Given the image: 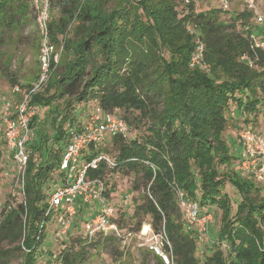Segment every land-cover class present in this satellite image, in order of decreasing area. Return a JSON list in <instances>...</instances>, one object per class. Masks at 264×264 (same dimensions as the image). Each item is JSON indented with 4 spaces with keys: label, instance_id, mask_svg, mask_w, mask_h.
<instances>
[{
    "label": "trees",
    "instance_id": "obj_1",
    "mask_svg": "<svg viewBox=\"0 0 264 264\" xmlns=\"http://www.w3.org/2000/svg\"><path fill=\"white\" fill-rule=\"evenodd\" d=\"M179 7L180 0H49V40L62 46L65 60L48 86L55 92L32 94L30 107L46 112L41 121L35 112L30 126L39 121L45 142L43 124L50 121L57 129L54 140L64 138L66 147L72 130L66 131L64 124L74 117L77 104L93 100L104 113L119 114L129 132L107 135L102 145L91 144L84 155L88 162L102 156L88 169L87 179L102 180L104 196L109 171L133 174L132 191H143L131 216L116 211L113 221L120 235L125 229L139 233L146 224L158 233L164 225L174 264H264V182L251 174L238 175L223 137L232 106L245 117L264 104V49L254 40L260 35L258 25L247 10L228 20L222 19L223 8L198 12L192 1ZM26 10L23 0H0V23L13 25ZM198 41L204 44L203 61L192 67ZM55 66L53 61V72ZM16 99L14 95L12 101ZM57 99L68 100L65 108L70 110H57ZM131 130L136 134L129 137ZM34 149L41 161L36 163L30 151L25 197L15 204L7 201L0 211V264H13L20 257L21 264H36L44 241L52 212L45 180L55 165L60 170L65 148ZM224 165L228 168L223 172ZM227 183L241 195L234 212L231 197L222 189ZM197 189L201 205L222 210L219 232L202 256L197 255L200 236L183 218L178 195L182 191L197 199ZM86 204L78 202L77 213L85 211L90 217L99 212ZM104 233L114 236L102 238ZM117 235L72 236L71 245L60 250L59 264H85L88 248L104 246Z\"/></svg>",
    "mask_w": 264,
    "mask_h": 264
},
{
    "label": "rangeland",
    "instance_id": "obj_2",
    "mask_svg": "<svg viewBox=\"0 0 264 264\" xmlns=\"http://www.w3.org/2000/svg\"><path fill=\"white\" fill-rule=\"evenodd\" d=\"M190 1L195 4L196 11L198 12L210 8H223L224 15H222V19L230 20L231 15H235L236 12L245 11L243 4L238 0H233L227 8H224L225 6L222 4L221 0ZM257 1L258 5L264 11V0ZM23 4L27 10L20 21L9 26L0 23V211L7 201L15 204L23 200L21 181L18 180V178H14L16 174V164L15 161H13L11 149L4 139V126L1 123L4 106L7 102H13L14 86L32 85L36 83L43 74L40 62L43 49V35L37 25V9L33 6L32 0H23ZM187 4L186 0H180L179 9H184ZM52 15L51 18L53 17ZM50 43L54 47L52 62L54 61L56 64L55 71L53 72L52 69L50 70L46 81L39 90L36 91L37 93L44 92V94L46 93L47 95L55 92V88L48 86L56 72L63 69L65 60V51L62 46L53 41H50ZM56 102L58 104L57 110L60 111L68 104V100L66 99H57ZM96 105L97 103L93 100L77 104V108L73 111L74 117L70 120L68 119L64 124L66 131L74 130L79 127L87 115L95 111ZM68 110L70 109L68 108L67 111ZM35 112L39 115L40 121L45 117V109L37 108ZM231 116L232 118L230 119L228 128L223 132V137L230 148L231 155L235 157L232 168L239 176L247 177L249 173L241 168V161L245 158V155L239 141V131L243 127L249 126L255 131L264 133V104L258 112L252 116L244 115L245 117L242 116L239 108H233L232 106ZM38 122L39 121L36 122V126L33 128L32 139L28 145L29 150L34 152V161L36 163L41 161V157H39L40 151H34V146L36 149L58 148L63 150L65 148L64 138L59 142L54 140L53 137L57 129L51 127L50 121L47 122L44 120L43 129L47 137L44 138L45 142H43L38 132ZM135 134L136 131L131 130L129 137ZM227 168L228 166L224 165L221 167V170L224 172L227 171ZM133 179V174L125 175L113 171H109L104 177V181L109 186L106 192L108 194L105 193L104 196L106 205L115 207L117 212L121 211L120 213H125L126 216H131L135 204L141 200L143 195L141 189L139 192L135 193L132 191ZM60 182L61 171L57 164L45 180L44 192L47 196V200H49L50 194L60 186ZM222 189L225 194L227 193L231 197L234 212L237 203L241 200V195L237 187L227 183ZM261 193L264 195V190ZM197 195V199H193L189 196L187 198L199 205L200 215L212 213L213 216L209 224L208 234L199 232L197 226L189 225L191 230H194L197 232V235L200 236L197 255L202 256L203 252L209 253L214 239L219 232L222 210L217 205H201L200 192H198V189ZM87 205L92 210L101 211L103 209L102 202L99 204L97 200L86 204V206ZM82 213H85V211H78L77 215L71 220L68 228L67 224L64 223L62 212L52 210L50 218L47 220L44 241L39 246L36 264H59L60 250L65 244L71 245L72 236L82 238L86 236L84 222L89 217V214L85 213L81 215ZM149 219V217H146V220L149 221ZM105 236L114 235L104 233L102 238ZM115 237H117L115 240L111 239L107 241L104 246L88 248L85 264H158L159 259L153 255L149 248V244L153 237V231L149 230L148 233H144L143 227L139 233H127V229H125L120 236L117 235ZM98 238L99 235H96L92 239L93 241H97ZM21 262L22 257L14 260L13 264H21Z\"/></svg>",
    "mask_w": 264,
    "mask_h": 264
},
{
    "label": "built area",
    "instance_id": "obj_3",
    "mask_svg": "<svg viewBox=\"0 0 264 264\" xmlns=\"http://www.w3.org/2000/svg\"><path fill=\"white\" fill-rule=\"evenodd\" d=\"M187 3L190 0H186ZM224 8L229 7L233 0H221ZM245 10L253 13L258 25L259 36L255 37V45L264 49V11L258 5L257 0H238ZM37 9V25L43 39V49L40 57L43 74L40 79L24 87L16 85L13 93L17 97L15 102H7L4 106L2 121L4 126V139L12 152L13 161L16 164L14 178L21 181V192L25 197L24 180L28 167L30 150L28 144L32 139L33 128L30 126L35 111L30 107V99L46 81L51 70L54 47L49 40V0H32ZM188 31L194 33V28L189 25ZM204 54V44L198 41L196 50L190 57L192 67L201 66ZM129 132L126 121L117 113H104L100 107H96L84 125L80 129H74L69 133V139L63 151L60 170L63 173L64 183L51 194L49 209L60 210L64 223L70 226L71 220L77 214V203H91L96 201L103 204V209L93 213L84 222V230L89 238L98 232H115L120 235L118 225L113 218L116 216V208L108 206L104 202L102 180H88L87 172L90 167H96L99 158L88 162L84 153L93 144L98 147L103 144L109 134H127ZM239 141L245 158L241 161V168L253 175L257 180L264 182V134L255 131L252 127H243L239 131ZM109 163H113L108 159ZM179 203L186 222L190 226H197L202 233L209 232V224L213 219L212 213L200 215L199 205L188 196L179 191ZM49 213V210H48ZM150 226V225H149ZM150 230H152L150 226ZM153 255L163 264H174L173 243L165 231L163 225L160 232L153 231V237L149 244Z\"/></svg>",
    "mask_w": 264,
    "mask_h": 264
},
{
    "label": "bare ground",
    "instance_id": "obj_4",
    "mask_svg": "<svg viewBox=\"0 0 264 264\" xmlns=\"http://www.w3.org/2000/svg\"><path fill=\"white\" fill-rule=\"evenodd\" d=\"M150 230V227L148 225L144 226V233H148Z\"/></svg>",
    "mask_w": 264,
    "mask_h": 264
}]
</instances>
